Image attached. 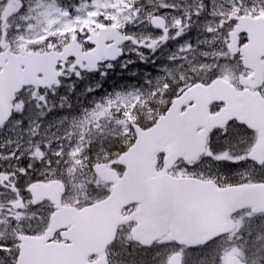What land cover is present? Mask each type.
I'll return each instance as SVG.
<instances>
[{"label": "snow or ice", "instance_id": "snow-or-ice-1", "mask_svg": "<svg viewBox=\"0 0 264 264\" xmlns=\"http://www.w3.org/2000/svg\"><path fill=\"white\" fill-rule=\"evenodd\" d=\"M0 264H264V0H0Z\"/></svg>", "mask_w": 264, "mask_h": 264}, {"label": "flooded vegetation", "instance_id": "flooded-vegetation-1", "mask_svg": "<svg viewBox=\"0 0 264 264\" xmlns=\"http://www.w3.org/2000/svg\"><path fill=\"white\" fill-rule=\"evenodd\" d=\"M135 258H138V257H134V259H135Z\"/></svg>", "mask_w": 264, "mask_h": 264}]
</instances>
